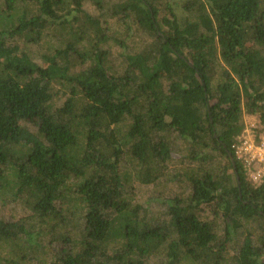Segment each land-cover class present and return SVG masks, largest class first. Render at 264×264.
I'll use <instances>...</instances> for the list:
<instances>
[{"label":"trees","instance_id":"obj_1","mask_svg":"<svg viewBox=\"0 0 264 264\" xmlns=\"http://www.w3.org/2000/svg\"><path fill=\"white\" fill-rule=\"evenodd\" d=\"M83 1L0 0V198L30 212L0 220V247L23 258L42 230L67 225L66 210L79 216V236L64 235L46 264H148L164 249L161 264H264V175L253 185L230 147L244 114L264 130V0H186L183 16L166 0H91L145 34L121 71L109 66L102 21L81 19ZM52 30L64 42L37 64L26 46ZM172 134L199 164L183 170L189 194L169 197L168 219L153 225L132 192L166 175ZM215 153L227 162L220 169L204 164Z\"/></svg>","mask_w":264,"mask_h":264},{"label":"rangeland","instance_id":"obj_2","mask_svg":"<svg viewBox=\"0 0 264 264\" xmlns=\"http://www.w3.org/2000/svg\"><path fill=\"white\" fill-rule=\"evenodd\" d=\"M118 0H103L104 6L108 7L109 5L115 3ZM186 0H166L169 6H172L174 11L178 16H183V7L182 4ZM161 5V3H160ZM164 5V2H162ZM167 5V6H168ZM83 12L85 17L86 15L91 18H98L102 21L103 25L106 27V35L109 41L103 46L104 49L108 51V47L111 48L110 55V68L115 71H121L124 65L123 62V53L131 52L136 50L142 45V40L145 39V34L142 33L136 26L132 17L120 18L119 16L111 17L107 12L100 11L96 5L91 0H85L82 3ZM101 13V15H100ZM65 32H60L59 30H52L47 32L42 42L39 45H27L26 50L28 51L31 59L40 64L42 61L41 52L50 46H59L64 42ZM117 37L124 42V45H116L113 42V38ZM108 59V58H107ZM108 65V64H107ZM55 89L58 88L57 85L54 86ZM57 105L61 104V100L56 103ZM259 127V121L257 115L255 114H244L243 115V130L254 129L256 130ZM261 131V130H259ZM173 146L175 149L172 155V158L169 162L168 171L165 173L161 179L155 181L152 184H141L134 183V192H132L133 203H136L140 206V215L143 219L146 220L149 224H159L161 225L168 219L165 211L167 208L166 200L169 197L181 196L185 197L189 194V185L186 181H183V170L187 164H190L192 167H196L199 162L193 160L190 161L188 158L184 159L186 153L187 142L179 139L178 136L172 134ZM212 163V166H216L219 169L226 165L227 162L225 159L221 158L217 153L213 154L211 159H208L204 164ZM244 171L248 173V170L244 168ZM230 172V170H229ZM176 174V177L174 175ZM247 178V175H245ZM205 216L212 221V212L209 209L204 208ZM29 210L26 207H23L19 202L6 201V198H0V220L5 222L16 221V219L28 213ZM30 213V212H29ZM66 213L67 225L55 224L51 230H42V234L37 237L38 245L36 247L25 250L27 255L23 258H20L19 250L10 249L8 246L4 248L0 247V263L1 264H46L49 261L53 260L63 249L67 243L64 239V235L70 239L78 238V219L79 216L73 212ZM224 219H216V229L219 234L222 233L224 228ZM244 224V222H242ZM253 226V224H251ZM245 232V226L236 228V231L233 235L232 246L229 251L231 253L237 249V246L240 243L241 237ZM222 235V234H221ZM118 245L117 241L111 239L108 242L109 249L115 248ZM167 253L164 250L156 251L150 256L147 257L146 261L148 264H161L166 261ZM100 262V261H98ZM175 264H208L202 260H192L189 258H181ZM230 264V263H229Z\"/></svg>","mask_w":264,"mask_h":264},{"label":"built area","instance_id":"obj_3","mask_svg":"<svg viewBox=\"0 0 264 264\" xmlns=\"http://www.w3.org/2000/svg\"><path fill=\"white\" fill-rule=\"evenodd\" d=\"M230 147L243 171L244 168L248 170V173L244 171L247 179L253 185L260 184L264 175V130H242Z\"/></svg>","mask_w":264,"mask_h":264},{"label":"water","instance_id":"obj_4","mask_svg":"<svg viewBox=\"0 0 264 264\" xmlns=\"http://www.w3.org/2000/svg\"><path fill=\"white\" fill-rule=\"evenodd\" d=\"M228 155H229V159H230L231 164H232L233 169H234V173H235V177H236L237 183L239 184V178H238V175H237V173H236V165H235V162H234V158H233V156L231 155V153H229Z\"/></svg>","mask_w":264,"mask_h":264}]
</instances>
